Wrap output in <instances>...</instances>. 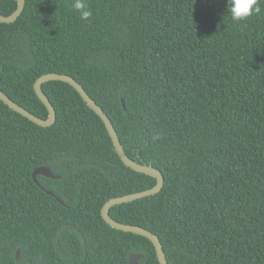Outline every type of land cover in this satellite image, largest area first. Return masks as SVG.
Instances as JSON below:
<instances>
[{
	"label": "trees",
	"instance_id": "16d2710c",
	"mask_svg": "<svg viewBox=\"0 0 264 264\" xmlns=\"http://www.w3.org/2000/svg\"><path fill=\"white\" fill-rule=\"evenodd\" d=\"M26 0L0 22V90L39 117L43 74L78 80L126 153L165 178L111 207L156 233L169 264H264V0L234 22L227 0ZM17 0H0L10 15ZM43 90L41 126L0 99V264H160L146 236L111 226V198L152 188L71 84ZM154 137H158L154 139ZM42 165L56 177L42 174ZM19 250V257L17 251Z\"/></svg>",
	"mask_w": 264,
	"mask_h": 264
},
{
	"label": "water",
	"instance_id": "95a60500",
	"mask_svg": "<svg viewBox=\"0 0 264 264\" xmlns=\"http://www.w3.org/2000/svg\"><path fill=\"white\" fill-rule=\"evenodd\" d=\"M18 1V7L17 9L11 13L10 15H3L0 13V22L4 23H10L15 21L23 12L26 0H17ZM51 80H61L65 81L69 84H71L73 87L76 88V90L80 93V95L83 97V99L87 102V104L102 118L104 121L111 138L113 140L114 146L121 157V159L130 167L133 169L152 175L157 178V183L154 187L145 189L142 191H137L133 193H128L125 195L113 197L109 199L102 208V215L103 218L114 228L128 231V232H134L143 236H146L149 238L155 245L158 258L160 261V264H169L168 259L166 256V253L163 249V244L159 238V236L154 233L153 231L134 224H128V223H122L114 219L110 215V209L112 206L116 204H121L125 202L133 201L137 198L149 196L152 194H155L159 192L165 183V178L163 176L162 171L155 167L153 164H147V163H140L134 159H132L125 151L123 144L121 143V140L119 138L118 132L116 128L114 127V124L112 123L111 119L107 115V113L104 111V109L90 96V94L86 91L84 86L76 80L73 76L65 74V73H58V72H50L41 75L35 82L34 87L37 95L41 99V101L46 105L49 111V115L47 118H42L37 116L36 114L32 113L27 108L23 107L13 99H11L6 93H4L2 90H0V99L3 100L7 105H9L12 109L15 111L21 113L25 117L29 118L33 122L37 123L41 126H50L52 125L57 117L56 109L52 102L50 101L49 97L46 95V93L43 90V84L47 81ZM42 174L50 177H56V175L52 172L51 168L47 165H42L37 167L33 172V178L37 180V175ZM17 256L19 257V250L17 251ZM143 257V254L140 253H131L129 255L130 263L131 264H139V259Z\"/></svg>",
	"mask_w": 264,
	"mask_h": 264
},
{
	"label": "clouds",
	"instance_id": "9594fccd",
	"mask_svg": "<svg viewBox=\"0 0 264 264\" xmlns=\"http://www.w3.org/2000/svg\"><path fill=\"white\" fill-rule=\"evenodd\" d=\"M72 7L79 14L81 20L87 21L93 15L87 0H73ZM226 12L234 22H243L261 12L260 0H227ZM157 138L154 137V139Z\"/></svg>",
	"mask_w": 264,
	"mask_h": 264
}]
</instances>
